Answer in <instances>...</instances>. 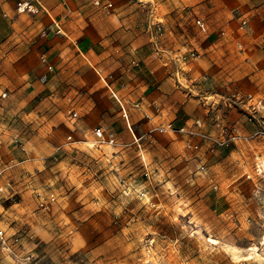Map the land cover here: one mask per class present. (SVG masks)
I'll list each match as a JSON object with an SVG mask.
<instances>
[{"label": "rangeland", "instance_id": "rangeland-1", "mask_svg": "<svg viewBox=\"0 0 264 264\" xmlns=\"http://www.w3.org/2000/svg\"><path fill=\"white\" fill-rule=\"evenodd\" d=\"M248 2L230 26L203 21L207 34L184 58L196 116L232 110L251 136L206 165L177 136L141 138L134 106L126 122L85 59L51 72L41 56L30 73L14 63L9 81L23 83L0 97V264H264V135H254L264 133V0ZM93 128L113 144L95 142Z\"/></svg>", "mask_w": 264, "mask_h": 264}, {"label": "crops", "instance_id": "crops-1", "mask_svg": "<svg viewBox=\"0 0 264 264\" xmlns=\"http://www.w3.org/2000/svg\"><path fill=\"white\" fill-rule=\"evenodd\" d=\"M27 1L32 0H0V93L15 90L23 83L20 78L9 81L19 77L14 65L19 60L28 62L18 70L30 73L42 55L51 66L57 60L85 59L96 71L115 109L121 110L118 102L124 110L126 103L134 106L132 120L141 123V138L147 137L154 126L190 125L201 118L196 116L199 100L181 87L191 86L190 81H185L186 68L192 65L188 59L184 62L186 53L194 49L192 46L199 48L203 41L202 34L195 33L196 28V36L190 34V15L209 26L215 23L214 17H221L230 26L232 8L242 9L250 3L150 0L157 9L167 6L163 14L152 9L148 12L151 6L143 4L148 0H105L114 5L109 13L95 8L91 0H37L41 8L37 15L17 14L15 5ZM155 22L161 23L162 35L155 32ZM49 85L35 83L38 89ZM223 119L244 135L240 130L243 120L238 114L231 110ZM3 143L0 135V154Z\"/></svg>", "mask_w": 264, "mask_h": 264}, {"label": "built area", "instance_id": "built-area-1", "mask_svg": "<svg viewBox=\"0 0 264 264\" xmlns=\"http://www.w3.org/2000/svg\"><path fill=\"white\" fill-rule=\"evenodd\" d=\"M92 5L95 8L103 10L105 13H109L113 10L114 5L105 0H91ZM40 5L37 0L27 1V2H18L15 5V12L17 14H37L40 10ZM194 27L197 31L205 35L207 34V26L206 24L200 20L195 19L193 22ZM245 25V22L242 21V26ZM149 26H151L149 24ZM155 32L158 35H162L164 30L160 22L154 23ZM59 33V31H57ZM40 64L44 67L47 72L52 71V66L49 65L46 61L45 57L40 58ZM99 73V72H98ZM1 98L6 97V93H0ZM122 117L127 122V115L123 107L118 102ZM72 118H76V112H72ZM210 121L195 119L192 121L190 125L183 126H174L172 123H167L164 125H157L150 128L146 134L148 137V141L151 142L155 136H177L181 138L184 142V148L187 154L196 157L202 165H206L210 162L213 156L221 149L227 147L230 144H233L238 141L247 142L251 139V136L241 135L237 128L234 127L233 124L226 121L223 118H210ZM255 136H263L264 133L261 131H257ZM92 137L95 142L99 144L112 145L113 140L111 138L106 139L104 137L103 131L101 128H93L92 129ZM66 141L68 143L72 142L71 136H67ZM201 169H203L201 167ZM262 163L257 161L255 163V172L256 174H261L262 172ZM242 176H245L246 179H249L251 176L244 169L241 170ZM2 237V232L0 231V238Z\"/></svg>", "mask_w": 264, "mask_h": 264}]
</instances>
